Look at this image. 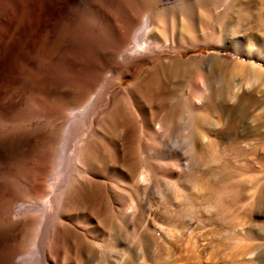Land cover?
<instances>
[{"label":"rangeland","instance_id":"374dc122","mask_svg":"<svg viewBox=\"0 0 264 264\" xmlns=\"http://www.w3.org/2000/svg\"><path fill=\"white\" fill-rule=\"evenodd\" d=\"M112 1L96 0L103 11L118 5L119 0ZM179 1L168 7L151 0V35L160 42L167 38L171 49L161 46L156 56L145 55L140 67L132 69L116 65L115 50H106L96 31L82 44L59 42V31L34 45V30H16L22 16L18 23L10 21L2 39L9 40L15 30V40L21 39L9 40L5 55L0 44V120L8 121L15 135L0 149V174L11 175L18 186L31 184L42 147L39 133L57 127L49 140L55 149L62 138L63 117L50 118L51 104L67 89L79 87L82 94L93 90L96 99L69 142L74 147L91 135L92 166L122 178L104 180L98 200L79 196L74 188L64 209L86 217L99 238L112 234L123 239L125 253L120 263L111 264H264V0ZM78 12L93 13L95 8L81 3ZM85 17L78 18L82 26L90 23ZM9 18L5 9L0 25ZM111 20L109 16L106 23ZM76 21L73 26H80ZM71 44L79 48L76 56ZM134 45L131 53L142 55L146 42ZM49 59L57 63L59 75L46 71ZM127 89L134 114L124 113L121 106ZM182 103L199 108L187 114ZM121 119L138 127L143 151L137 166L132 165ZM103 141L117 146L120 158ZM98 236L86 235L79 249L73 244L77 235L64 240L60 264H101L102 254L92 245Z\"/></svg>","mask_w":264,"mask_h":264},{"label":"bare ground","instance_id":"6f19581e","mask_svg":"<svg viewBox=\"0 0 264 264\" xmlns=\"http://www.w3.org/2000/svg\"><path fill=\"white\" fill-rule=\"evenodd\" d=\"M94 1L95 3L92 2V0H82L81 2H77V0H0V17H3V11L5 9L10 13V18L7 20L8 22L6 21V23L0 25V44L2 45L1 53H7V45H9L8 43L10 42L9 40L12 41L16 39L14 34H16V30L22 26L28 28V30L25 28L27 32L34 30L32 34V44L36 43L35 41H38V39H40L39 41L42 43L49 41L50 37H52L53 35L56 36L59 31V34H57V36H59V42L66 43V40H69L68 42L72 40L79 42V44H82L86 41L88 42V39H92V34L96 31L98 33L97 39L99 40V42L101 41L103 43V47L107 48L106 50H108L109 48L115 50L117 56L115 55V53L113 54L116 57V65L119 68L139 66L144 61V59L142 58H146L144 57L145 55L152 59L159 53V48H161V46L166 45L163 50L168 47H170L171 49L170 44L169 46H167V38H165L166 40L163 39L164 42H160L157 37L151 35L152 13L149 9L150 7L152 8L151 0H119L117 3L118 5L113 8H111L109 5L110 3H108L109 8L105 7L107 8V10L105 9L106 11H103L104 7L103 9H101V6L98 5L102 2L98 3L96 2V0ZM110 1L113 2L112 0ZM160 1V4L168 7L174 5L177 2V0ZM87 2L90 3V5L92 4L94 6L95 12L83 14H81L82 12L79 13L78 6L81 3L83 4ZM21 5L23 7L22 11H20L19 9ZM126 5L128 7H126ZM20 16H22V18ZM80 16H82L83 19L85 16L87 18H90V23L87 22L89 24L85 23L86 25L82 26L81 24L83 22L78 21V18ZM109 16L113 18V21L111 20V24L106 23V18L108 19ZM20 18V24H17L18 27L16 28L15 32H10L11 38L4 41L2 38L5 34H7L8 26L12 24L8 23L10 21H15L16 23H18L17 21ZM82 18L79 20H83ZM76 20L78 21V23H81H79L80 26H78V24L76 25L78 27H76L75 25V27L73 26V23H75ZM42 26H44L46 30L43 27L45 32L42 31L44 33H42L43 35L42 37H40L41 35L39 34V30L42 28ZM26 33L24 32V34ZM18 39L20 40L21 38ZM18 39L15 41H19ZM55 40L53 42H55ZM94 41L95 40H93V42ZM144 42H146V45H144L142 49L139 50L142 55L131 53V50L135 48V43ZM100 43H98V45ZM61 45L63 46V44ZM73 45L77 46L76 43H74ZM89 45L92 44L89 43ZM89 45L84 44L83 46L85 47L81 45V48L88 47L91 49L92 47H90ZM74 46V52L72 51L73 55L76 49L79 50L78 47L75 49ZM13 49L14 48H12V51ZM78 50V54H81V52H79ZM86 52H83V54H85ZM76 54L77 53H75V56ZM44 56L46 57V55ZM68 57L69 55H67V58ZM0 59L2 58L0 57ZM4 61L6 62V60ZM52 61L50 59L46 61L47 68L45 69L46 71L47 69H50L49 73L51 70H55V73H58V71H56L58 70V67L56 66L57 63L55 64ZM63 68L66 69V67L64 66ZM64 69L61 70V72L64 71ZM46 71L44 72L47 73ZM65 72L66 70L63 72L64 75L67 74ZM55 78L57 79L59 77ZM36 79H38V77ZM43 79L45 78H42L41 80ZM30 80L32 81L34 79ZM81 92L82 91L79 87L67 89L59 96L57 95L58 97L51 104L52 113L50 118L55 120L57 118L63 117L60 123V126H62V138L56 150L55 147L50 145L49 140L52 139V136H54L57 127H51L50 131L49 129H43L39 133V140H42L40 142L42 144V147L39 152L38 161L35 158V160L37 161V165L35 161L36 175L34 172L35 179L32 180L31 184H27L26 186H18L13 178H11V175H9L10 177H8L4 174H0V218H2V221H0V264H60L59 253L63 247L64 240L70 238L73 235H77V237H74L77 239V244H75L74 242L73 244L74 246H78L79 249L81 244L86 241V235L97 239L98 235L96 233L98 232L95 233L96 228L92 226L93 223L91 224L90 222H88L89 220H85L86 217L77 216L72 214L71 212L66 213L69 208H65L66 211H64V207L73 197L71 192L74 188H76L74 189V192L76 190H79V192L77 193L79 196L91 195L93 196L94 200H98V196L96 195L98 194V190L106 180H114L115 176L117 177V179H121L122 177L120 175H115V173L113 172H111L110 174H105L103 172L100 173L98 169H95L92 166L91 159L95 157L94 145L91 144L90 134L89 137L83 134L84 136L81 137L79 141L74 142V147L69 142L70 134L73 133L72 131L78 125V122L81 120L82 116L86 115L85 113L87 111V108L90 107L93 101H95L94 99H96V95L93 90L83 94ZM127 92L128 89L122 92L121 106L125 108L124 113H126L128 110H131L130 112L134 114ZM69 96L72 98V100L69 99ZM121 106L119 105L118 108H120ZM0 107H2L1 101ZM195 107L199 108L198 105L193 103L191 105L182 103L180 108L184 113H187ZM124 113L123 117L125 115ZM240 113L242 115H245V109L242 108ZM187 114H185L184 117L186 120H189V116ZM122 121L123 119H121L119 123H121ZM8 124V121L6 122L0 120V149L7 147L6 144L8 145L9 143H7V140H9L12 135H15V133H13L14 130L10 129V125ZM120 125L122 126L121 131L126 138V146L132 156V165L137 166L139 160L141 159V154L143 151V144L141 142L138 127L135 123L129 125V123H126L125 121ZM27 135L28 134L26 133V136ZM151 137L155 138L156 132H152ZM24 141L26 142L28 141V139H25ZM37 143L39 144V141ZM104 143L106 148L116 155L115 157H119V149L117 146L112 143H110L109 145H107L106 142ZM55 153L57 157L51 159V157L53 156V154L55 155ZM90 221L92 222V219ZM78 228L80 229V231L78 230ZM68 240L69 239H67V241ZM92 245L93 249L97 246L102 254L101 264H111L112 260L118 261L120 263V259L126 250L123 239H120L112 234H109L106 237L104 236L103 238H99L96 243L95 241L92 242ZM111 256H114V259ZM98 260L100 259L98 258ZM85 262L86 261L84 260L83 263Z\"/></svg>","mask_w":264,"mask_h":264}]
</instances>
